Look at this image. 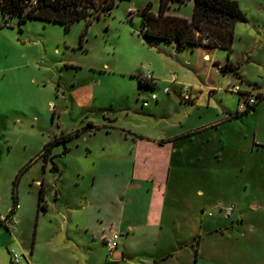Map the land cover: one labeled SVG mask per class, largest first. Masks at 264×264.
<instances>
[{
	"label": "rangeland",
	"instance_id": "1",
	"mask_svg": "<svg viewBox=\"0 0 264 264\" xmlns=\"http://www.w3.org/2000/svg\"><path fill=\"white\" fill-rule=\"evenodd\" d=\"M237 1L247 21L236 25L230 60L240 74L221 71L224 49L148 42L137 10L148 2L157 10L160 0H118L111 14L70 29L40 19L20 25L0 12V222L15 194L25 209L13 235L0 225V264H122L85 228L93 173L122 152L124 127L168 134L185 119L183 129H199L178 138L153 253L172 252L166 264H264V0ZM171 11L191 17L193 2ZM146 69L156 83L141 86ZM62 134L72 137L45 168L38 156ZM43 179L48 210L39 206Z\"/></svg>",
	"mask_w": 264,
	"mask_h": 264
},
{
	"label": "crops",
	"instance_id": "2",
	"mask_svg": "<svg viewBox=\"0 0 264 264\" xmlns=\"http://www.w3.org/2000/svg\"><path fill=\"white\" fill-rule=\"evenodd\" d=\"M188 2H193V0ZM176 3L178 2L172 3L171 9ZM171 9V14L180 15L172 12ZM154 11L157 13L159 8ZM141 75L142 73L139 74V83ZM155 83L154 81L153 84ZM187 122L188 119H185L183 122L176 123L173 126V130L176 132L168 134L135 131L124 127L119 137L123 144L122 152L119 155L116 153L114 157H107L106 163L103 162L100 166L103 173H93V187L88 199L93 210L89 213L90 221L88 225H85V228L87 231H95L94 234L98 235L104 244L105 237L114 234L120 235L117 249L110 254L114 262L122 264H166L172 258L173 253L170 251L158 255V253H153L155 252L153 250L156 249L155 240L164 229L167 189L175 165L174 157L178 152L176 148L178 138L195 134L199 129H183ZM101 126L108 125L103 123ZM95 127L96 125L93 126V129ZM111 131V129H106L108 134ZM51 165H53V161L48 160L44 166L48 168ZM54 170L59 171L60 169L57 167ZM37 184L40 185V190L43 184L47 191L45 179L37 180ZM62 197L63 193L58 188L56 199ZM45 203L46 209L44 210H48V203ZM66 204L69 205V211L73 209L70 201ZM10 210L9 207L8 214ZM7 216L2 219L0 225L11 230L10 234L13 235L12 233L19 230L18 220L20 221L25 217L23 205L18 201L13 216L9 219ZM227 216L230 217L231 215ZM238 223H243L241 216L232 218L229 227L233 228ZM225 228L227 226L220 229ZM132 257L136 258L135 262L129 259ZM195 261L197 262V259ZM28 262H30L29 259Z\"/></svg>",
	"mask_w": 264,
	"mask_h": 264
},
{
	"label": "trees",
	"instance_id": "3",
	"mask_svg": "<svg viewBox=\"0 0 264 264\" xmlns=\"http://www.w3.org/2000/svg\"><path fill=\"white\" fill-rule=\"evenodd\" d=\"M0 0V12L10 17L18 16L19 24L28 19L58 22L70 29L75 22L85 19L89 27L95 19L111 14L118 0ZM190 0H160L159 11L156 13L152 2H148L137 13L142 18V34L148 42L165 41L175 43L179 48L195 45L220 47L229 54L227 63L220 69L223 73L233 71L240 74V65L230 60L234 51L235 30L239 22L247 21L246 15L237 0H193L191 18L171 14L172 3H185ZM7 20V24H8ZM141 85H152L140 78ZM259 99L264 93H258ZM248 105L246 111L254 109ZM239 113L236 115L238 116ZM72 137V134L55 136L47 142L38 156L46 161H53V150L61 142ZM54 169H57L55 165ZM46 188L42 184L39 193V206L46 209ZM18 206V197L14 195V206L7 218H11Z\"/></svg>",
	"mask_w": 264,
	"mask_h": 264
},
{
	"label": "built area",
	"instance_id": "4",
	"mask_svg": "<svg viewBox=\"0 0 264 264\" xmlns=\"http://www.w3.org/2000/svg\"><path fill=\"white\" fill-rule=\"evenodd\" d=\"M31 3L36 4L37 0H32ZM141 78H143L147 82H152L150 80L154 78V75L150 69H146L144 71V73H142ZM152 84H153V82H152ZM151 98L156 99V95L152 94ZM244 102H245V106L247 108L248 105H254L256 103V99L253 97V98H250L249 100H247V99L244 100ZM148 103H149V100H144V105H148ZM233 209H234L233 206H229L227 208V215H231ZM119 236H120L119 234H114L113 236L105 237L104 242H105L110 254H112L117 249ZM11 253L13 255V261L19 263L21 261L19 254L16 253L14 251V249L11 250Z\"/></svg>",
	"mask_w": 264,
	"mask_h": 264
}]
</instances>
